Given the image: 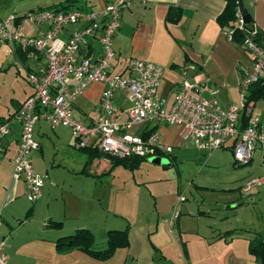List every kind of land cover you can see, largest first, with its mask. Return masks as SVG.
<instances>
[{"label":"crops","instance_id":"crops-1","mask_svg":"<svg viewBox=\"0 0 264 264\" xmlns=\"http://www.w3.org/2000/svg\"><path fill=\"white\" fill-rule=\"evenodd\" d=\"M111 1L115 0H78L77 6L100 7ZM130 1L131 7L121 12V24L113 37L116 68L132 57L153 61L164 69L162 91H166L181 78L180 68L191 65L186 71L188 79L207 81L217 87L224 106L239 102L242 70L251 66V60L243 46L229 40L225 29L216 22L224 0H149L146 6L138 0ZM242 2L254 30H264V0ZM169 8L180 11L177 22L166 20ZM31 25L27 31L22 23V29L33 35L46 29L45 25ZM7 46L14 55L17 72H23L24 77L41 66ZM86 50L95 55L99 45L90 41L81 48L82 53ZM102 87L101 83H91L76 97L73 106L79 119H94ZM31 92L30 86L18 99L11 98L6 110L0 112V119L11 116ZM115 99V106H127L123 94L118 93ZM159 131L163 142L173 146L170 154L174 159L179 156L217 165L213 158L219 149H230L232 153L227 146L205 155L190 142L181 141L177 127L161 125ZM19 135V124L11 122L0 148V252L6 264H258L248 252V241L256 233H264V206L259 204L264 182L244 190L243 182L249 177L244 175L241 182L235 181L228 188L210 187L221 189L223 196L189 203L181 192L162 187V180L152 184L137 180L134 170L142 162L129 170L112 166L104 156L88 161V155L76 146L67 127L51 129L39 122L34 125L39 146L31 153V159L34 170L45 180L40 198L30 203L24 195V182L13 176L12 159ZM259 152V165L263 167ZM253 162L252 157L250 163ZM261 170L252 167L254 173L250 175L264 178ZM204 185L195 184L199 188L196 192L212 190ZM250 203L253 205L248 206ZM217 205L222 212L212 208ZM245 208L248 213L240 219ZM130 210L133 214L128 216ZM175 212L177 216L173 218ZM50 222H59L60 227H51ZM79 228L88 229L93 236L99 229L103 238L108 230L127 228L129 244L116 249L105 261L92 259L76 249L57 253L54 241Z\"/></svg>","mask_w":264,"mask_h":264},{"label":"built area","instance_id":"built-area-1","mask_svg":"<svg viewBox=\"0 0 264 264\" xmlns=\"http://www.w3.org/2000/svg\"><path fill=\"white\" fill-rule=\"evenodd\" d=\"M138 1L146 6L149 0ZM129 7L130 0H115L100 7L37 8L0 18V43L41 65L26 73L31 94L11 116L0 119V148L11 122L20 126L12 159L13 176L24 182L29 202L40 198L45 180L34 170L31 159L39 146L34 137V125L39 122L51 129L67 127L77 147L95 148L107 158L169 154L173 146L163 142L159 127L175 126L180 140L190 142L199 151L210 154L229 146L235 165L249 164L258 148L264 167L261 118L253 114L254 104L246 102L248 88L264 77V45L254 39L256 31L248 29L239 9L233 28L225 29V35L231 40L235 28L244 31L243 48L251 66L242 70L239 102L224 106L217 87L186 77L191 65L180 68L181 78L166 91L161 90L164 69L153 61L132 57L116 68L113 37L121 24V12ZM24 20L45 25L46 29L39 35L28 34L22 29ZM90 41L99 45L95 55L92 51L81 52ZM95 82L103 86L96 116L86 121L79 119L74 100ZM118 93L125 96L126 107L115 106ZM263 182V177H250L242 188L249 190ZM176 216L175 212L172 217ZM0 264H6L1 252Z\"/></svg>","mask_w":264,"mask_h":264},{"label":"rangeland","instance_id":"rangeland-1","mask_svg":"<svg viewBox=\"0 0 264 264\" xmlns=\"http://www.w3.org/2000/svg\"><path fill=\"white\" fill-rule=\"evenodd\" d=\"M59 1L61 2L63 0H0V18L9 14H21L37 8H47L59 3ZM77 4L78 1L74 3V7H77ZM30 28H32L30 22L24 20L23 29L30 31ZM13 60L15 59L12 51L8 49L7 45L0 43V112L6 110V106H9L11 98L18 99L19 96L23 94L22 92L24 90L26 91L30 88V85L26 80L27 78L24 77V73L17 72ZM115 101L116 99H114V104ZM253 114L259 115L261 121L263 119V122L261 123H263L264 131V99L257 102ZM259 151L258 148L255 150L253 156L254 162L246 165L233 164V157L230 149L218 150L217 157L213 158L217 165L207 161L203 163L199 160L197 162L191 161L190 159L184 160L183 157L179 156L178 158H182V160L178 158L174 159L171 157L172 154L170 153L162 156L152 155L142 161L141 167L134 170V175L137 180L149 182L148 184L162 180V184H160L162 187L181 192L184 197L187 198V202L197 204V199L199 201L203 199L213 200L214 198L224 195L222 194L221 189L214 190L210 187L228 188L227 186H232L235 181L241 182L244 175H249L248 178L254 177V175H250L254 173L251 171L252 167H255L256 169L262 168L261 172H264L263 167L259 165ZM204 154L208 155V153ZM153 158L156 159L157 162H154ZM159 160H161V162H159ZM164 163H166V165H163ZM191 182L192 185L190 184ZM158 183L160 182L158 181ZM188 183L191 185L190 187L187 186L189 185ZM198 183L205 184L204 186H207V188L212 190L201 189V191L196 192V189L199 188H196L194 185H198ZM259 204H263L264 206V194L262 195V201ZM247 205L251 206L253 203ZM212 208L214 210H219L220 212L223 211L219 205L212 206ZM241 211L242 214H240V219H242L244 213L246 215L248 213L246 208ZM127 214L128 216H131L133 212L130 210ZM211 214L217 215L219 213L214 214V212H211ZM240 221L242 222V220ZM95 232L94 249H103L105 247L106 237H101L102 233H99V229H96Z\"/></svg>","mask_w":264,"mask_h":264},{"label":"trees","instance_id":"trees-1","mask_svg":"<svg viewBox=\"0 0 264 264\" xmlns=\"http://www.w3.org/2000/svg\"><path fill=\"white\" fill-rule=\"evenodd\" d=\"M78 0H63L55 5H51L47 8H55L57 10H66L74 6V3ZM107 1V0H105ZM225 6L221 13L216 17V22L223 29H232L236 22V11L238 8L239 0H224ZM86 6V5H85ZM93 7V6H91ZM180 17V11L177 9L169 8L166 13V20L177 22ZM246 35L244 31L235 28L231 34V41L236 44L242 45ZM254 39L264 45V30L256 32ZM264 99V77L253 83L249 88L246 96V102H252L254 105ZM18 108V107H17ZM243 124L246 122V117L243 115ZM82 149L88 155V161L94 157L102 156L95 148L83 147ZM163 153L157 152L156 155H162ZM111 165L134 170L145 158L140 157H123L118 158L114 156H108ZM30 210L25 214L28 217ZM51 227H60L59 222H50ZM230 232V231H228ZM226 232V234H228ZM129 244L128 229L123 230H108L106 232L105 247L103 249H94V236L85 228L76 229L72 234L59 237L54 241V248L57 253L67 254L70 251L76 249L98 261H105L109 259L114 251L118 248H125ZM248 252L255 258L258 264H264V233H256L254 237L248 241ZM184 254L186 250L184 249Z\"/></svg>","mask_w":264,"mask_h":264},{"label":"water","instance_id":"water-1","mask_svg":"<svg viewBox=\"0 0 264 264\" xmlns=\"http://www.w3.org/2000/svg\"><path fill=\"white\" fill-rule=\"evenodd\" d=\"M238 9H239V12L242 16V19L244 21V23H246L247 27L249 30H253L254 29V26H253V23H252V19H251V16L250 14L247 12L242 0H239L238 1ZM153 161L154 162H157L156 159L153 158ZM159 162H161V160H159Z\"/></svg>","mask_w":264,"mask_h":264}]
</instances>
